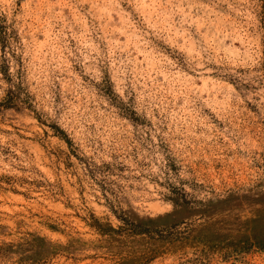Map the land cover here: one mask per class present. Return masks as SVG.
I'll list each match as a JSON object with an SVG mask.
<instances>
[{
  "label": "rangeland",
  "instance_id": "rangeland-1",
  "mask_svg": "<svg viewBox=\"0 0 264 264\" xmlns=\"http://www.w3.org/2000/svg\"><path fill=\"white\" fill-rule=\"evenodd\" d=\"M263 61L264 0H0V264H264Z\"/></svg>",
  "mask_w": 264,
  "mask_h": 264
},
{
  "label": "trees",
  "instance_id": "trees-1",
  "mask_svg": "<svg viewBox=\"0 0 264 264\" xmlns=\"http://www.w3.org/2000/svg\"><path fill=\"white\" fill-rule=\"evenodd\" d=\"M263 66H264V61H263ZM263 71H264V68H263ZM13 100H14V97H13L12 94L11 95H7L5 100L2 102L3 103L2 105L4 107H9V106H11L13 104Z\"/></svg>",
  "mask_w": 264,
  "mask_h": 264
}]
</instances>
